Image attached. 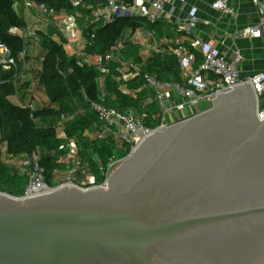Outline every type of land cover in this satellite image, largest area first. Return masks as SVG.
I'll list each match as a JSON object with an SVG mask.
<instances>
[{
    "label": "water",
    "instance_id": "1",
    "mask_svg": "<svg viewBox=\"0 0 264 264\" xmlns=\"http://www.w3.org/2000/svg\"><path fill=\"white\" fill-rule=\"evenodd\" d=\"M0 264H264V121L249 83L144 136L105 186L0 195Z\"/></svg>",
    "mask_w": 264,
    "mask_h": 264
},
{
    "label": "trees",
    "instance_id": "2",
    "mask_svg": "<svg viewBox=\"0 0 264 264\" xmlns=\"http://www.w3.org/2000/svg\"><path fill=\"white\" fill-rule=\"evenodd\" d=\"M18 2L44 6L47 11L52 10L53 15L49 16L72 14L75 11L84 13L87 17L81 25V34L86 42L83 48L85 56H103L116 41H121L124 49L114 60L102 62V67L107 69V73H103L95 65L84 63L82 58L69 55L64 48L65 42H57L53 38L57 33L54 28L35 31L38 39L36 48L40 49L36 88L47 99L48 105L35 111L15 105L9 98L17 91L31 95L35 88L20 75L22 62L25 66L30 56L27 50L24 58L20 59L26 45L13 33L27 26L24 17L16 10ZM88 5L96 6L97 0H0V42L9 48L17 63L16 68L9 72L0 70V185L13 197H20L26 186V178L21 176L18 164L33 152L39 153L40 165L51 187L58 183L56 178L64 170L61 157L65 153L66 140H72L78 145L79 155L87 163L88 173L96 177L97 184L103 181L97 163L106 166L110 159H121L128 155L129 150L120 148L113 139L97 140L85 136V132L93 131V124L97 121L90 110L91 103L120 112L132 110L145 127H157L156 113L149 111L155 104L142 88V79L125 78L122 68L126 61L141 64L142 75H153L160 81L179 80L176 58L164 54L163 50L141 62L139 46L129 41L141 22L118 19L103 27L93 22ZM157 24H161V29ZM164 26L157 22L148 25V28L157 27L161 32ZM196 58L197 64L200 63V57L197 55Z\"/></svg>",
    "mask_w": 264,
    "mask_h": 264
},
{
    "label": "built area",
    "instance_id": "3",
    "mask_svg": "<svg viewBox=\"0 0 264 264\" xmlns=\"http://www.w3.org/2000/svg\"><path fill=\"white\" fill-rule=\"evenodd\" d=\"M251 1L256 5L259 20L255 25L244 28L238 35L259 39L264 45V0ZM170 2L171 0H97L98 4L96 6L88 5L87 8L90 10L93 22H98L103 27L116 22L118 19H132L138 22L143 20L152 25L163 17L165 7ZM25 6L34 5L25 3ZM36 8L43 15H53L52 10L47 11L44 6H36ZM211 8L224 15H233L234 13L229 0H213ZM195 27L196 19L191 16L181 22L177 32L189 37ZM36 29L27 24L26 28L13 31L26 45V48L20 54L21 60L32 45L38 46V39L35 36ZM145 29L143 30L144 37L151 40V43L143 47V51L139 54L140 57L160 53L162 50L164 54L174 56L181 72V81H160L153 75H142L141 64L133 61L125 62L122 68L125 78H141L142 88L148 92L151 101L155 104L157 127L155 129L145 127L132 110L120 112L98 103H91L90 110L97 121L93 124L94 129L92 132H85L88 139H113L117 141L120 148H127L129 150L128 154H130L144 136L151 134L156 129L167 127L179 120L206 110L211 106L212 100L216 96L228 93L233 87L244 83H249L256 96L257 118L264 121V72H258L245 79H240L237 66L241 58L238 55L234 56L233 62L229 64L211 47L201 45L198 39L191 40L188 45L179 43L166 45L163 48L162 46L165 45L155 39L152 31ZM123 49L124 44L121 41H116L103 56H85L84 49L72 55L82 58L84 63L95 65L99 71L107 73V69L102 67V62L114 60ZM196 52L202 55L203 62L200 66L194 68ZM16 66L17 63L11 56L9 48L0 42V70L9 72ZM22 67H24V62H22ZM23 106L30 111L36 109L32 101L25 103ZM139 132H142L143 136H138ZM64 150L65 153L61 157L64 170L59 175L58 183L53 187L46 182L45 171L40 165L38 152H33L21 160L18 164L19 171L21 176L26 178V186L23 194L17 198L42 196L60 186L80 188L105 186L109 169L123 159L112 158L106 166L97 163L100 177L103 180L97 184L96 177L88 173L87 163L79 155L78 145L72 140H66ZM3 152H5V147ZM0 195H9L1 185Z\"/></svg>",
    "mask_w": 264,
    "mask_h": 264
},
{
    "label": "crops",
    "instance_id": "4",
    "mask_svg": "<svg viewBox=\"0 0 264 264\" xmlns=\"http://www.w3.org/2000/svg\"><path fill=\"white\" fill-rule=\"evenodd\" d=\"M212 2L213 0H171L170 4L165 7L163 17L157 21L165 24L161 32L157 30V27L161 29V24H157L156 29H149L148 24L142 20L139 28L131 34V38L129 37V41L139 46L140 54L144 49L143 47L151 43V40H147L144 37V31L141 30L143 27L152 31L155 39L165 45L162 46L163 48H165L166 45H175L179 43L188 45L191 40L198 39L201 45L203 44V46L211 47L229 64L233 62V57L238 55L241 58L237 66L238 77L240 79H245L258 72H264V45L262 41L259 39L240 37L238 35L244 28L253 26L258 22L259 17L256 5L251 0H229L234 13L233 15H224L211 8ZM25 3L26 2H18L16 4V10L19 12L22 7H24L23 10L25 9L27 12L28 8L25 7ZM34 8L37 9L36 6ZM63 14L64 13H61L59 15ZM191 16L196 19V27L193 29L194 33L189 37L178 33L177 30L181 22L185 18H190ZM43 17L47 18L48 24L50 23V25L55 26L53 22L57 16L43 15ZM45 30L46 29H39V27L36 29V31ZM78 33H80V36L75 37L78 46H76V44H71V42L64 43V48L69 55L82 50L85 46L86 42L82 38L81 31H78ZM57 36L59 35L57 34ZM57 36L53 38L57 42H60ZM31 47L28 49L30 59L25 63L21 71L22 74L20 73V75L25 82H29L31 86L35 87L33 93L31 95H26L23 91H17L9 100L11 103L18 106H23L27 101L30 102V100H32L35 108L38 110L48 105V101L36 88V80L40 70V60L37 59L40 54V49L33 45ZM152 55L139 57L141 62H145L149 60ZM197 55L200 57V63L197 64L196 58L194 68H197L203 62L202 55L196 52L195 56ZM130 61L131 60H128L126 62ZM178 79L179 80L175 82H180L182 79L180 70Z\"/></svg>",
    "mask_w": 264,
    "mask_h": 264
},
{
    "label": "rangeland",
    "instance_id": "5",
    "mask_svg": "<svg viewBox=\"0 0 264 264\" xmlns=\"http://www.w3.org/2000/svg\"><path fill=\"white\" fill-rule=\"evenodd\" d=\"M72 1L74 2L77 0H72ZM25 7L28 8L27 9L28 11L26 12L25 9L23 10L24 7H22L19 13H21V15L27 21V24L31 25L33 29H36L38 27L39 29H47V28L52 27L55 30H57V33L59 36H57V33L55 35L57 36L58 40L60 41L62 40L65 43L71 42V44L73 45L76 44V46H78V42L75 41V37L80 36V33H78V31H81V25H83L84 22L86 21L85 17L87 16L84 13H78L75 11L72 14L64 13L63 15H59L55 17L56 19H54L53 23L55 26H52L50 25V23L48 24V21L46 20L47 18L43 17V14L34 8L35 6H30V7L25 6ZM144 29H145L144 27L141 28V30H144ZM55 35L54 37L56 38ZM149 109L151 113L157 112L155 105H153ZM59 177L56 178V180H58Z\"/></svg>",
    "mask_w": 264,
    "mask_h": 264
}]
</instances>
